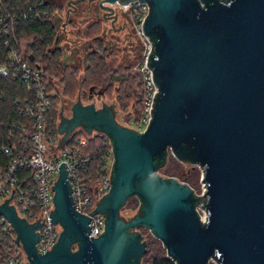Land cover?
<instances>
[{
    "label": "water",
    "instance_id": "water-1",
    "mask_svg": "<svg viewBox=\"0 0 264 264\" xmlns=\"http://www.w3.org/2000/svg\"><path fill=\"white\" fill-rule=\"evenodd\" d=\"M138 1L150 6L143 31L153 42L148 63L159 87L146 130L117 122L112 104L96 108L79 97L58 124L62 148L76 127L112 143L111 188L88 212L104 214V230L88 237L89 217L75 210L64 164L51 210L62 231L50 251L38 253L39 220L20 218L12 194L0 215L30 264H140L139 227L176 264H207L214 255L218 264H264V0ZM189 148L184 158L202 169L204 222L193 188L160 175L155 163L169 150L179 160ZM131 196L139 209L120 212Z\"/></svg>",
    "mask_w": 264,
    "mask_h": 264
},
{
    "label": "built area",
    "instance_id": "built-area-1",
    "mask_svg": "<svg viewBox=\"0 0 264 264\" xmlns=\"http://www.w3.org/2000/svg\"><path fill=\"white\" fill-rule=\"evenodd\" d=\"M123 8L133 11L134 31L142 39V56L137 68L143 90L142 107L141 111L135 114L131 120L130 125L133 127H129L138 132H143L151 122L152 104L156 99V94L159 93V87L153 79V72L148 63L153 42L143 31L144 21L150 11V6L147 2L133 0L124 4ZM28 11L35 13L34 8H29ZM34 15L37 19L40 18L37 13ZM22 16L25 20L28 19L26 13L23 12ZM14 18L15 15L6 10L4 16L0 13V35L7 36V40L4 41L5 44L11 43L6 62L0 65V75L18 77L26 83L28 88L30 85L36 86L37 102L23 106V111L32 123L31 130L20 124L7 131L9 137L20 134L25 140L26 146L17 152L8 164L0 168V204H3L12 194L9 205L14 207L20 218L25 219L29 224L39 220L40 227L36 229L38 239L35 247L38 253H44L45 250L50 251L62 231L61 226L58 223L54 224L51 218V210L52 212L54 210L52 186L58 178L61 164H64L67 170V180L71 187V197L76 212L89 217L90 231L88 237L96 238L104 230V214L92 215L88 212L95 209L101 196L105 195L111 188L109 171L113 164V146L110 139L105 136L109 143V156L105 166L106 174L99 179L95 186L88 189L81 178L80 171L89 162V159L79 156L76 147L67 148L66 143L64 148L58 146L61 139L58 132L59 120L56 122L55 128L48 127L46 124L45 113L50 106L51 96L59 93V85L44 74L42 69L33 68L22 59L17 50L19 41L14 39V43L8 42L10 40L8 34L13 30L11 22ZM49 82L54 85L52 92L47 91L44 86ZM79 143L84 145L85 138L79 139ZM0 149L8 154L15 150L14 147L7 144L1 145ZM24 168L31 171L30 179L27 181L18 176V171ZM203 196V194L201 197L198 196L201 199L196 205V211L202 222L206 218L202 205ZM200 208L204 211V216L200 215ZM0 264H30L21 241L18 240L17 243V234L14 228L2 215H0Z\"/></svg>",
    "mask_w": 264,
    "mask_h": 264
},
{
    "label": "trees",
    "instance_id": "trees-1",
    "mask_svg": "<svg viewBox=\"0 0 264 264\" xmlns=\"http://www.w3.org/2000/svg\"><path fill=\"white\" fill-rule=\"evenodd\" d=\"M29 8H34L35 13L29 12ZM5 10L15 15L11 22L13 30L8 34L10 39L8 42L14 43V39L19 41L17 50L22 59L31 67L42 69L44 74L59 85L60 92L51 96L50 106L45 113L48 127H56L62 99H72L79 93L83 95V98L86 96L88 99V95L83 94V90H86L84 93H89L90 88L94 91L103 90V95L106 93L113 94L114 91L115 100L123 109L136 100L133 106L136 108V112L141 111L142 84L139 81L136 83L138 75L134 74L133 66L120 65L110 68L106 58L100 57L98 52H91L86 68L63 67L61 62L62 49L52 21L54 10L50 5L43 3L42 0H0V13L3 16ZM23 12L28 15V19L23 18ZM36 13L40 16L39 19L34 15ZM99 33L100 27L94 26L84 33V36L92 39L94 48L102 53V42L94 39V36ZM23 38L28 40L26 45L21 43ZM153 38L155 42L156 37ZM5 40H7V36L0 35V65L6 62L11 44H5ZM153 56L154 49L152 51ZM80 70H82V74L79 77ZM114 83L117 85L115 86ZM135 83L137 90L134 88ZM44 86L47 91H54V85L51 82L44 84ZM30 87L28 88L26 83L18 77L0 75V146L7 144L15 149L10 154L4 153L0 149V168L8 164L17 152L26 146V142L20 134L9 137L7 131L20 124L25 125L30 130L32 129V123L23 111L25 104L37 102L36 86L30 85ZM132 119L133 115L128 117V120L131 121ZM123 125L125 126V124ZM81 138H85L84 145L79 143ZM65 146L67 148L76 147L79 156L89 159V162L81 169L80 174L88 189L95 186L99 179L106 174L105 166L109 156V143L105 135L98 132L87 135L83 130H78L71 134ZM189 151H191L190 148L177 154L179 160L173 155L167 154L163 155L161 159L157 158L155 163L159 164L163 176L175 177L193 187L196 181L195 175L182 170L184 165H192L189 160L184 158ZM30 174L31 171L27 168L18 171V176L26 181L30 179ZM197 177L198 174H196V179ZM138 202L136 197L131 196L127 199L123 209L128 212L139 209ZM144 240L146 251L141 257L140 264H176L167 255L165 247L157 241L158 239L157 242L155 240L148 241L145 238ZM212 260L217 261V257L214 255Z\"/></svg>",
    "mask_w": 264,
    "mask_h": 264
},
{
    "label": "flooded vegetation",
    "instance_id": "flooded-vegetation-1",
    "mask_svg": "<svg viewBox=\"0 0 264 264\" xmlns=\"http://www.w3.org/2000/svg\"><path fill=\"white\" fill-rule=\"evenodd\" d=\"M42 2L50 5L54 10L53 24L58 37L60 35L67 36L71 30L75 37H79L80 34L84 37V33L91 27H100V33L94 36V39L102 42L103 52L101 53L94 48V43L90 38L80 37L84 42L81 43V40H77L72 46L71 43L65 41L62 45L60 44L62 66L65 56L63 67L76 68L82 66V68H86L91 52H98L100 57L109 61L113 55L122 53L131 47L128 41L135 33L133 11L131 9L123 8L121 10L114 7L116 4H109L103 0H42ZM72 25L75 27L70 28ZM125 41L128 42L126 46L124 45ZM97 92L93 89L89 91L88 100L90 103H92L94 97L102 98L104 93L98 95ZM141 228L143 227H139L135 231L143 236Z\"/></svg>",
    "mask_w": 264,
    "mask_h": 264
},
{
    "label": "rangeland",
    "instance_id": "rangeland-1",
    "mask_svg": "<svg viewBox=\"0 0 264 264\" xmlns=\"http://www.w3.org/2000/svg\"><path fill=\"white\" fill-rule=\"evenodd\" d=\"M115 4L116 5H114V7H118L121 10H123V5H119L117 3H115ZM73 26L74 25L70 26V28H72ZM70 28H67V29H70ZM133 28H134V26H133ZM68 33L69 34L67 36H64V35H60L59 36L58 39H59V42H60L61 45L63 43H65V41H68L69 43H71V46H72L75 41L77 42V40H79V41L81 40L80 37H82V38L85 37V36L83 37L82 34H80L79 37H75L74 34H72V30L70 32H68ZM27 42H28V40L25 39V38H23L22 41H21V43L23 45H26ZM80 42L82 43V42H84V40H81ZM128 42H129V45L131 46L130 48H127L128 50H125L122 53H117V54L113 55V57L110 58L109 61H107V62L109 64V67L110 68L111 67L113 68V67H116V66H120V65L121 66L122 65L123 66L124 65L125 66L126 65L133 66V68H134L133 69L134 74H137L138 75V79H137L136 83L138 81L141 82L140 73H138L137 68H138V65H139V63L141 61V56H142L141 55L142 54V52H141L142 39H141V37L137 33H134V35H132L131 39ZM128 42L124 43V45L126 46ZM81 74H82V70H80V72H79V77L81 76ZM136 83L134 85V88L137 90V88L135 87L136 86ZM114 85L116 86L117 83H114ZM84 91H86V90H83V94L88 95L87 94L88 92L84 93ZM136 93H137V91H136ZM82 96L83 95H79L78 94L77 96L73 97L72 99H66V98L62 99L61 105L64 107L65 114L70 115V111H71L70 108H71L72 104H74L76 102V100H77L78 97L81 99V101L83 103H90L88 101V99H86V96L84 98ZM91 102L95 104V107L96 108H100L103 103H107L109 105L110 104L114 105L115 106V117L117 118V121L121 125L125 124V126H127V127H129V126L133 127V125H130L131 121L128 120V117H130L132 115L134 117V115L138 113V112H136V108H134V106H133V104H134V102H136V100H134L133 102H131V104H129L126 108L123 109L116 102V100H115V93L113 91V94L106 93V95H103L101 99L100 98H97V97L96 98L94 97ZM168 155H172V153H171L170 150L168 151ZM182 168H183L182 169L183 172H186V173L187 172L188 173L191 172L192 174L195 175L194 178H195L196 181H195V184L193 185L192 188L194 189L195 194L201 197V194H203V192H204L203 191L204 190V183L202 181V169L200 167H198V166H193V165H190V164L184 165V167H182ZM158 173L160 175H163V173L160 170V168L158 169ZM196 174H198L197 179H196ZM138 205H139V202H138ZM135 210L136 209H134L133 211H135ZM123 211H126V210H124L122 208V210H120V212H123ZM199 211H200L199 213H200L201 216H204L205 215L204 211L201 208L199 209ZM131 231H132V229H131ZM141 233L143 234L144 238L146 240H148V241H153V240L156 241L157 240L155 238V236L148 229H146V228H141ZM157 241L160 242L159 240H157ZM207 264H218V263L216 261H214V260L211 259V260H209L207 262Z\"/></svg>",
    "mask_w": 264,
    "mask_h": 264
},
{
    "label": "crops",
    "instance_id": "crops-1",
    "mask_svg": "<svg viewBox=\"0 0 264 264\" xmlns=\"http://www.w3.org/2000/svg\"><path fill=\"white\" fill-rule=\"evenodd\" d=\"M81 100V99H80ZM81 103L83 104V105H87V104H90V103H83L82 101H81ZM73 105V104H72ZM102 106V105H101ZM101 108V107H100ZM70 110H71V108H70ZM60 112H62V114H63V117H65V118H70L71 116H72V111H70V115H67V114H65V112H64V107L61 105L60 106ZM60 112H59V122H60ZM118 122V121H117ZM78 130H82V128L81 127H76L74 130H73V132H75V131H78ZM72 132V133H73ZM85 132V131H84ZM95 132V131H94ZM93 132V133H94ZM86 133V132H85ZM87 134V133H86ZM61 135V134H60ZM62 136V135H61Z\"/></svg>",
    "mask_w": 264,
    "mask_h": 264
}]
</instances>
